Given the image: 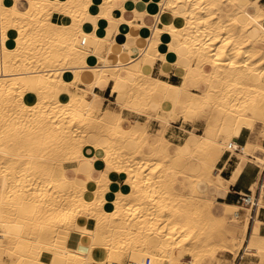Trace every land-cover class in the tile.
<instances>
[{
  "label": "bare ground",
  "instance_id": "1",
  "mask_svg": "<svg viewBox=\"0 0 264 264\" xmlns=\"http://www.w3.org/2000/svg\"><path fill=\"white\" fill-rule=\"evenodd\" d=\"M124 1L0 0V264H124V253L129 264H198L219 251L235 254L244 242L264 264V236L255 228L245 240L237 206L216 215L212 200L189 193L195 181L222 185L221 153L239 149L241 129L264 116V48L254 49L264 47V34L246 35L252 26L264 33V10L243 15L251 0H132L134 18L146 14L132 22L123 5L114 17ZM90 15L100 21L93 31L85 28ZM123 21L125 42L105 37ZM168 57L180 84L151 75L157 59L170 65ZM105 81L121 97L116 108L96 103L93 88ZM125 109L153 110L163 127L165 116L192 123L208 113L203 133L188 131L171 150L163 134L149 135L148 118L127 120ZM189 158L200 169L193 179ZM64 163H76L75 178ZM85 163L102 165L100 174ZM111 172L125 178L122 188ZM177 173L188 185L174 183Z\"/></svg>",
  "mask_w": 264,
  "mask_h": 264
},
{
  "label": "crops",
  "instance_id": "2",
  "mask_svg": "<svg viewBox=\"0 0 264 264\" xmlns=\"http://www.w3.org/2000/svg\"><path fill=\"white\" fill-rule=\"evenodd\" d=\"M121 5L128 8L124 17L128 20H132V22H136L137 21L136 18H141L142 16H143L142 18H144L146 15V14L143 15L142 12H137L135 14L136 18H134V14L131 12V10H129V8H131L134 5V2L132 0H125L123 3H120V5L115 10L114 12L115 18H119L121 16L120 15ZM227 6L228 7L231 6L232 8L230 9L231 11L236 9V5H233L231 3H227ZM238 6H240V4ZM242 6L241 7L243 8L242 10L243 15L253 16V14L256 13L257 11L264 10V0H251V2L249 1L248 3ZM96 18L98 17L95 15L89 16V21L87 24H85V28L87 30L93 31V27L100 24L99 19H96ZM262 22H264V17L261 18V25L262 27H264V23ZM125 23L126 21H123L118 26L119 32H115L114 35L112 32L110 35L108 36L106 35L105 37H108V39H114L119 44L125 42L126 40L124 36V31L126 29ZM106 25L107 27H109L108 24ZM257 27L258 26H252L246 29L247 31L246 35L249 39H257L262 34H264L262 33V30L259 27L258 28L260 30H258ZM145 32L146 30L144 28L139 29V33H145ZM164 49H165L164 51L167 52L168 49L166 48V46ZM134 53L135 51L132 50L131 54H134ZM168 58L170 59L169 66H164L163 61L161 59H157L153 64L151 75L153 77L168 81L172 84H180L182 82V78L178 73V69H177L178 65L175 62L171 61L170 57ZM89 61L92 63L94 60L92 58ZM84 80L89 81L90 77L88 75H85ZM112 85H113L112 81H105V82H100L98 85H96L93 88V92L98 94L99 96V100H97L96 103L101 109L105 108L106 106L110 104H115V101L118 100V95L116 93H112ZM88 99H92L91 94H88ZM153 107L155 108L156 106L154 105ZM122 115L127 120L132 121L136 119L139 122H143V123L145 122V121L140 120L141 118L140 114H137L131 110H127V109L122 110ZM180 121H182L184 124H187L183 121L182 118ZM158 124H159V121H158ZM193 124L194 123L192 124L189 123L187 125L189 126ZM169 125H171V127L163 135L167 139L174 141V143L175 141L182 138V136L184 135V131H186L187 134L189 135L188 131L190 130L182 129L181 124L170 122ZM154 126H155V123L151 121L149 123V128L154 130ZM158 126L160 127V130L157 135L159 136L162 129H161L160 124ZM191 130H195V129H191ZM236 144L238 145L239 149L235 150L234 152L232 151L227 152L224 150L221 153L218 161L216 162L215 169L219 172V175L224 180V182L222 183L220 187L210 188L211 195H212L210 200L213 201L212 211L216 215H222L225 212V206H237L238 207L237 217L235 218L236 223L239 224L238 226L241 229L243 227L245 228L247 227L244 231L245 232L244 238L247 241L253 235V231L255 228H256L258 235L264 236V165H260V163L258 162L259 157H260L259 160L264 159V116H262L261 122L255 123L253 130L242 128L237 136ZM255 144L256 145L259 144L261 148L255 147L256 146ZM246 145H251L254 148H250L249 151L245 153L244 151L240 150V148L246 147ZM86 151H88V149ZM75 165L76 163H64L63 164V167H65L64 169L67 172L68 178L76 177V172L73 171V168L75 167ZM80 165H82L81 162H79V166ZM83 165L85 169L89 172V174L93 176H98L100 174V170L103 167L102 165H100L99 167L97 166L98 168H92V167L86 168L88 164L85 163ZM123 182H124L123 177L121 176L116 177L115 183L119 188L120 187L122 188ZM113 187L114 186L112 185V189H114ZM249 192H251L253 196H255L256 205L250 208H245L241 204L240 198L243 195L249 194ZM240 209L245 210V212L241 213ZM249 210H250V213H249ZM240 228L236 230L237 236H240L242 234V231ZM244 244L240 247V249H242V253L238 254L239 250L237 251V254L235 256L237 255L238 256H237V259L235 260L236 263L234 264H256V263L258 264L260 260L256 262L257 256L245 253ZM69 245L72 246V242H70ZM219 252H222V251H219ZM225 252H228V251H225Z\"/></svg>",
  "mask_w": 264,
  "mask_h": 264
},
{
  "label": "rangeland",
  "instance_id": "3",
  "mask_svg": "<svg viewBox=\"0 0 264 264\" xmlns=\"http://www.w3.org/2000/svg\"><path fill=\"white\" fill-rule=\"evenodd\" d=\"M62 2H64V1H62ZM229 9H232L231 8V6H229L228 7ZM61 10H64V8L62 9L61 8ZM59 13V12H58ZM59 16V14L57 15V17ZM246 45H248V43L247 42H241V44H240V46L241 47H244V46H246ZM262 48H264V47H262V45L261 44H258L254 49L255 50H262ZM184 65V64H183ZM216 82V81H215ZM112 100H113V98H112ZM118 100H121V97H119L118 96ZM102 102V101H101ZM106 107H112V108H116V105L115 104H110V105H108V106H106ZM99 110V109H98ZM153 111V110H152ZM148 112V114L146 113H141L140 114V116H141V118H140V120L141 121H145V122H147L148 121V119H149V121L147 122V127H146V130H147V132L149 133V135L150 136H152L154 139H156V138H158V132H159V130H160V127L158 126V121H156V120H154V116L155 115H157V114H155V113H153V112ZM97 113H99V111H97ZM207 113H208V111H206V113H204V114H199V115H197L196 117H195V119H193L194 121H192V123H194L193 125H187V124H189V123H187V124H184L182 121H177V122H173V123H177V124H181V127H182V129H188V130H191V129H195V130H193L195 133H197V134H201V133H203V130H204V126H205V119H206V115H207ZM215 113L216 112H213V115H215ZM158 115H160V116H165V114H163V113H158ZM148 118V119H147ZM165 118L166 119H168L169 120V124H170V122H172L169 118H168V116H165ZM146 119V120H145ZM154 122L155 123V126H154V130L153 129H151V128H149V123L150 122ZM258 122H261V120H259ZM191 123V124H192ZM257 123V122H256ZM169 124H167L165 127H163V126H161V132H160V134L159 135H161V134H164L170 127H171V125H172V123H171V125H169ZM169 125V126H168ZM221 129L220 128H218L217 129V131H216V133L217 134H219V133H221ZM157 135V136H156ZM187 132L186 131H184V135L182 136V138H180L179 140H177V141H175V143H174V141H172V140H170V139H168L170 142H171V150H174V148H175V145L176 144H181V143H183L184 142V140L186 139V137H187ZM108 136L107 135H103V136H100V139L102 140V141H104L106 138H107ZM104 139V140H103ZM192 159L193 158H189V159H184L183 161L184 162H186L187 163V167H188V173L190 174V177H191V179H193L194 178V175L196 174V175H198L197 173H199L200 172V169H199V167L197 166V165H195L194 164V160L192 161ZM190 161V162H189ZM199 169V170H198ZM193 173V176L191 175V173ZM197 172V173H196ZM111 174H112V172H111ZM114 174V175H113ZM112 175H111V178H112V180H114V182H115V179H116V177H118V176H121V177H123L121 174H116V173H113ZM195 175V176H196ZM193 177V178H192ZM210 178H212V176H210ZM124 177H123V181H124ZM174 183L176 184V185H181V184H183V183H186L187 185H188V179H186L185 177H183V176H181L179 173H177L176 174V176H175V178H174ZM123 184H124V182H123ZM189 185L191 186L190 187V190H189V193H192V192H194V193H192V194H195L196 196H199L200 198H201V201H203V202H207V200L209 201L210 200V198L212 197V195H211V190H210V183L209 182H199V181H195V183L193 182L192 184H190L189 183ZM192 185H194L193 187H192ZM112 186V184L110 185V187ZM121 188V187H120ZM194 189V191H193V189ZM111 190H113L112 189V187H111ZM196 190V191H195ZM188 192V191H187ZM240 212L242 213V212H245V210H243V209H240ZM249 213H250V210H249ZM61 231V230H60ZM59 231V232H60ZM226 237H231V235L229 234V233H227L226 235H225ZM68 248H71L72 246L71 245H69V244H67L66 245ZM5 249H6V247H5ZM5 251V250H4ZM239 253H242V249H239V252H238V254ZM237 254V252L234 254H232V253H229V252H225V251H222V252H218L216 255L217 256H215V257H217V258H214L213 260H211V259H203L200 263H198V264H234V263H236V259H237V256H235ZM4 255V254H3ZM2 255V259H4L3 261H5V262H7L8 260H7V258L6 257H4ZM120 260L124 263V264H129V257H128V254L126 255L125 253L124 254H122L121 256H120ZM185 258L186 259H188L189 258V256H185ZM260 259H258L257 257H256V262H258ZM105 264H115V262H106Z\"/></svg>",
  "mask_w": 264,
  "mask_h": 264
},
{
  "label": "built area",
  "instance_id": "4",
  "mask_svg": "<svg viewBox=\"0 0 264 264\" xmlns=\"http://www.w3.org/2000/svg\"><path fill=\"white\" fill-rule=\"evenodd\" d=\"M82 43H84V41H82ZM230 148H231V145H229L227 150H225V151L230 152ZM251 195H252V193L249 192V194L241 196V198H240L241 204L245 205V206H251V207L255 206L256 205L255 196H254V200L252 201ZM149 263H150V260L148 258H146L145 264H149Z\"/></svg>",
  "mask_w": 264,
  "mask_h": 264
}]
</instances>
